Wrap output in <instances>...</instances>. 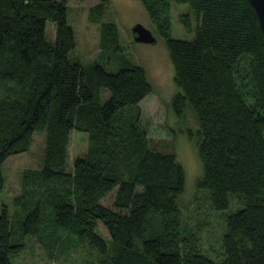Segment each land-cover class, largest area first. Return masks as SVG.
<instances>
[{
  "label": "trees",
  "instance_id": "1",
  "mask_svg": "<svg viewBox=\"0 0 264 264\" xmlns=\"http://www.w3.org/2000/svg\"><path fill=\"white\" fill-rule=\"evenodd\" d=\"M103 1L90 7V21L99 22ZM176 1L196 15L189 40L171 35L170 0H140L173 66L170 107L178 119L188 110L196 118L188 132L201 164L195 189L213 210L238 204L224 215L222 256L204 253L183 220L185 176L175 152L149 147L135 123L136 103L152 89L144 68L131 62L107 71L68 56L74 40L64 0H0V164L44 129L43 164L25 177L69 185L44 199L15 196L17 229L0 204V264H12L22 235H38L45 207L53 228L86 241L102 264H264V35L257 14L249 0ZM100 32L115 45L113 23L101 22ZM100 89L108 92L102 102ZM72 127L87 131L89 143L68 170ZM112 188V206L102 204Z\"/></svg>",
  "mask_w": 264,
  "mask_h": 264
},
{
  "label": "rangeland",
  "instance_id": "2",
  "mask_svg": "<svg viewBox=\"0 0 264 264\" xmlns=\"http://www.w3.org/2000/svg\"><path fill=\"white\" fill-rule=\"evenodd\" d=\"M99 0H64L66 5V22L73 34L74 46L68 56L77 57L83 65L97 61L107 71H115L122 64L141 65L151 82L152 89L136 103L139 109L136 124L142 127L148 139V146L160 151H174L182 165L185 176V191L181 195L184 210L183 220L190 230L197 232L198 245L209 257H221V234L224 229V215L236 207L235 199L231 207L225 210H213L202 192L196 191L194 180L201 173L194 141L188 136L194 133L197 122L194 114L188 110L178 119L171 107L170 100L177 91L173 80V66L170 61L164 38L157 34L155 25L140 0H104L99 22L89 20V9ZM183 19H185L183 21ZM113 23L115 28V45L112 41H101L100 23ZM140 22L157 35L156 43L136 42L132 40L130 26ZM197 19L186 2L170 0V30L177 39H191L195 34ZM46 36L52 39L53 22L44 23ZM4 88L0 85V96ZM108 92L100 89L97 99L102 102ZM65 150L66 169L71 168L72 159L86 153L89 139L87 131L69 128ZM45 142L44 129L33 130L26 150L9 154L0 164L3 184L0 188V204H5L10 224L16 219L15 196L22 195L31 200L36 196L55 195L63 192L67 184L55 182L38 185L25 177L24 173L38 170L43 164ZM114 188L107 191L100 202L112 206ZM46 201L44 200V204ZM43 224L38 235H22L23 247L16 254L9 256L12 264H102L99 253L86 241H78L75 236L64 230L57 232L51 223L49 208L42 210ZM98 231L105 238L108 233L98 222ZM14 223V229H17ZM20 231V230H19Z\"/></svg>",
  "mask_w": 264,
  "mask_h": 264
},
{
  "label": "water",
  "instance_id": "3",
  "mask_svg": "<svg viewBox=\"0 0 264 264\" xmlns=\"http://www.w3.org/2000/svg\"><path fill=\"white\" fill-rule=\"evenodd\" d=\"M257 14L261 30L264 35V0H249ZM132 40L136 42L156 43V34L140 22H134L130 26Z\"/></svg>",
  "mask_w": 264,
  "mask_h": 264
}]
</instances>
